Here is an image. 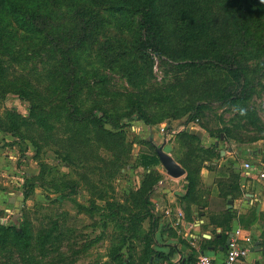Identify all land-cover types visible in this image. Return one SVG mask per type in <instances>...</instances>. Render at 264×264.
<instances>
[{"label": "trees", "instance_id": "16d2710c", "mask_svg": "<svg viewBox=\"0 0 264 264\" xmlns=\"http://www.w3.org/2000/svg\"><path fill=\"white\" fill-rule=\"evenodd\" d=\"M219 3L232 8L230 20L215 14ZM263 29L264 0H0V98L13 93L29 105L28 117L9 112L4 121L0 119V129L16 141H28L37 151L43 145L53 147L65 165L78 167L82 173L91 169L90 160L94 159L101 165L99 172L105 171L111 178L120 174L125 164L120 153L125 146L121 129L129 121L151 127L188 115L187 123L201 117L213 100L228 110H238L241 120L262 132L251 103L257 81H264ZM150 54L168 68L166 74L176 79L184 75V81L171 87L175 97L155 96V113L149 112L148 102L149 109H145L139 100L131 99L130 109L123 114L114 106L108 108L119 97L118 91L110 88V77L129 82L139 93L147 83L146 69H151ZM178 96L189 98L183 102ZM108 125L116 132L107 130ZM222 134L224 141L235 138L229 127L222 128L217 138ZM178 139L191 154L194 149L209 155L203 156L219 158L215 146L204 150L194 136L181 132ZM101 149L109 153L107 158L98 154ZM189 158L174 159L186 173L184 203L196 198L200 167L208 161ZM159 164L156 153L138 155L137 165L144 170ZM47 169L41 164L37 177L25 179L23 201L44 181ZM227 173L235 181L234 165ZM160 178L150 171L137 193L130 196L139 214L150 222L152 239L143 253L144 264L156 259L170 261L174 253L171 249L164 255L153 249L159 217L151 212L150 196ZM218 185L224 205L229 197L239 194L238 184L232 180ZM66 188L60 199L78 193L73 182ZM219 215V222L210 217L214 236L210 241L201 239V251L225 245L235 216L230 210ZM238 220L245 227L249 218L240 216ZM28 224L0 225L2 249L32 250ZM216 228L221 229L219 234ZM57 242L52 232L43 231L35 245L44 255L45 248ZM111 258L128 263L118 253Z\"/></svg>", "mask_w": 264, "mask_h": 264}, {"label": "rangeland", "instance_id": "374dc122", "mask_svg": "<svg viewBox=\"0 0 264 264\" xmlns=\"http://www.w3.org/2000/svg\"><path fill=\"white\" fill-rule=\"evenodd\" d=\"M229 9L232 11V8L226 4L219 3L216 5L215 14L220 19L230 20ZM262 31L264 34V29ZM149 57L151 69L150 67L146 69L147 83L139 93L129 82L115 75L110 77V88L117 90L120 98L116 96L114 104H109L108 108L114 106L118 110L117 113L123 114L130 109L128 104L131 99L139 100L145 109H149L148 102L149 112L155 113V96L175 97L171 87L174 82L178 84L184 81V75L176 79L174 75L166 74L168 68L160 64L159 58L153 54ZM257 82L260 83L257 84L251 107L255 108L257 118L262 124V132H259L253 125H249L247 121L241 120L238 110H228L213 100L201 117L187 123L185 121L188 115L176 119H165L161 123H153L151 127L139 121H129L121 129L125 146L120 153L125 164L120 174L113 178L105 171L100 173L101 165L94 159L90 160L91 169L85 170L87 174L82 173L78 167L65 165L55 154L53 147L43 145L37 151L28 141L23 143L20 140L16 141L8 132L0 129V161H7L4 163L6 166H1L2 169H0V196H2L0 225L19 227L25 225L26 222L29 223L32 234V250L28 253L14 246L2 249L0 245V264H120L111 258L114 253L128 260L127 264H144L143 253L152 239L150 222L147 216L139 214L130 196L137 193L143 178L150 171L154 176L155 173L161 176L150 196L153 216L160 218L164 215V210L170 208H162L155 200L156 193L162 186L165 170L160 164L150 170H144L137 165L138 155L140 153L155 154V149L150 144L152 141L157 146L164 145V151L173 159L180 161L190 155V158L195 156V158L203 157L208 160L204 162V167H200L198 185L203 169L222 174L227 172L229 166L232 165L238 173L234 175L237 176L235 181L232 177V182L237 183L240 179V165L248 153L254 157L252 158L254 161L256 157L261 158V161L257 163H262L264 160V81ZM178 89L185 88L179 86ZM187 98L189 97L183 99L178 96V99L183 102ZM28 110V103L16 94L8 93L0 98V119L3 121L9 112L28 117ZM224 127H229L236 139L224 141L223 134L217 138L218 132ZM105 128L116 132L109 125ZM181 132L196 137L197 145L204 150L215 146L216 152L220 154L219 158L206 157L209 155L201 152L195 153L194 149L191 154L190 149H187L178 139ZM142 141L148 144H140ZM228 147L238 151L236 157L226 156ZM98 154L104 158L109 156L104 149H101ZM11 156L15 159H9ZM221 160L227 161L217 169L218 162ZM41 164L48 167L47 173H44V181H40L23 201L25 179L37 177ZM9 180L12 184L4 186L3 182L9 183ZM72 182L76 184L78 193L70 195L69 198L60 199V194H66V187ZM9 198H12V203ZM20 203L22 207L18 211L19 216L15 224L12 216ZM179 205L184 213L185 204L182 200ZM211 218H217L219 222L222 217L218 215ZM214 229L215 227L212 228L213 231ZM43 231L52 232V236H56L58 242L54 247L45 248L44 255H41L35 242L40 232ZM238 237L239 243L243 245L246 244L245 239L250 236L247 230L241 229ZM153 249H155V244H153Z\"/></svg>", "mask_w": 264, "mask_h": 264}, {"label": "crops", "instance_id": "0c3cea01", "mask_svg": "<svg viewBox=\"0 0 264 264\" xmlns=\"http://www.w3.org/2000/svg\"><path fill=\"white\" fill-rule=\"evenodd\" d=\"M237 154L238 151L236 149L227 148L226 156L228 155V157L233 158ZM252 158L254 157L248 153L242 163L250 162L254 166V178L251 180L245 177L240 167V179L237 181L239 194H236L232 199L229 197L226 205H224L220 197L218 184L232 180L230 173L217 174L216 171L211 172L208 169L201 171V181L196 186L198 194H196V198L193 201L184 203V208L187 209V212L184 211V220L181 226L175 228L171 220L164 215L158 219V225L155 230V239L157 240L155 252L166 255L172 249L174 253L170 261L156 259L153 264H169V262L177 264L179 261H181V264H192L196 261L198 255L202 253L211 257L215 264H221L226 250L220 251V247L214 248L208 246L204 251H201L199 247L201 244L203 245L201 239L210 241L214 236L210 217H217L225 210H230L231 214L235 216L231 222V233H240L241 229H245L250 236V243L243 245L239 243L241 246L249 247V254L246 259L236 264H264V237L261 236V233L264 232V179L258 178L259 173L264 172V165L263 162L257 163L261 161L260 157L259 159L256 157V161ZM9 159L15 158L11 156ZM227 160L218 162L217 169L222 167ZM4 163H7V161H0V169L6 166ZM184 179L185 176L171 179L166 174H163L162 186L159 187L156 193L157 197L155 198L162 208L169 207L173 212L176 210L182 211L179 202H181V198L186 193L187 182ZM3 183L4 186H7L8 184H12V181ZM1 200L2 196H0V202ZM9 201L12 203V198H9ZM240 216L249 218L245 227L239 223L238 218ZM220 232V229L215 231L217 234ZM191 255L192 261H189Z\"/></svg>", "mask_w": 264, "mask_h": 264}, {"label": "built area", "instance_id": "2783aa9c", "mask_svg": "<svg viewBox=\"0 0 264 264\" xmlns=\"http://www.w3.org/2000/svg\"><path fill=\"white\" fill-rule=\"evenodd\" d=\"M240 167L245 177L251 180L254 178L255 168L250 162H243ZM258 178L264 179V172L259 173ZM164 215L171 220L175 228H179L182 224V221L184 220V213L181 210H176L175 212H173L171 209H165ZM231 235L232 237L225 251V257L221 264H236L246 259L249 254V247L241 246L239 244V232ZM245 242L250 243V239L246 238ZM193 264H215V262L211 257L202 253L198 255L196 261Z\"/></svg>", "mask_w": 264, "mask_h": 264}, {"label": "water", "instance_id": "95a60500", "mask_svg": "<svg viewBox=\"0 0 264 264\" xmlns=\"http://www.w3.org/2000/svg\"><path fill=\"white\" fill-rule=\"evenodd\" d=\"M151 145L154 147L155 149V153L156 156L159 160L160 165L162 166V168L165 170L166 175L171 178V179H178L180 177H183L186 175L185 170L170 156L168 155L165 151H164V145L162 146H157L155 143H153L151 141ZM23 200V199H22ZM229 204H231V202H229ZM22 207V203H20L17 206V210L13 216V222L16 224V219L18 218V211L19 209H21ZM232 235L230 234L228 239L225 242V245L223 247H220L219 250L223 251L226 250L230 239H231Z\"/></svg>", "mask_w": 264, "mask_h": 264}]
</instances>
